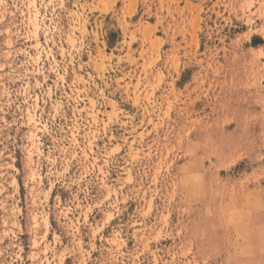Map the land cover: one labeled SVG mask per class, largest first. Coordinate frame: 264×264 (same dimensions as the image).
<instances>
[{"label":"rangeland","instance_id":"rangeland-1","mask_svg":"<svg viewBox=\"0 0 264 264\" xmlns=\"http://www.w3.org/2000/svg\"><path fill=\"white\" fill-rule=\"evenodd\" d=\"M0 264H264V0H0Z\"/></svg>","mask_w":264,"mask_h":264}]
</instances>
